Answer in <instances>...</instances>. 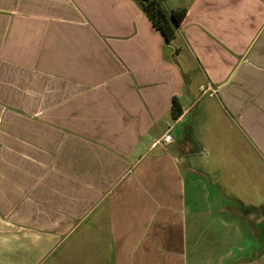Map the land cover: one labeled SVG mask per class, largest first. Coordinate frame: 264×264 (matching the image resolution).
<instances>
[{"label":"crops","instance_id":"crops-1","mask_svg":"<svg viewBox=\"0 0 264 264\" xmlns=\"http://www.w3.org/2000/svg\"><path fill=\"white\" fill-rule=\"evenodd\" d=\"M162 6L0 0V264H264V0Z\"/></svg>","mask_w":264,"mask_h":264},{"label":"trees","instance_id":"trees-1","mask_svg":"<svg viewBox=\"0 0 264 264\" xmlns=\"http://www.w3.org/2000/svg\"><path fill=\"white\" fill-rule=\"evenodd\" d=\"M140 5L153 27L162 35L166 42L172 41L177 34L180 22L185 16V10L167 12L159 0H135ZM175 115L179 114L176 105L173 106ZM264 216V209L258 210Z\"/></svg>","mask_w":264,"mask_h":264},{"label":"built area","instance_id":"built-area-1","mask_svg":"<svg viewBox=\"0 0 264 264\" xmlns=\"http://www.w3.org/2000/svg\"><path fill=\"white\" fill-rule=\"evenodd\" d=\"M161 3H163L165 0H159ZM163 145L167 146L173 143V138L172 136L167 132L166 134L163 135V137L159 141Z\"/></svg>","mask_w":264,"mask_h":264}]
</instances>
